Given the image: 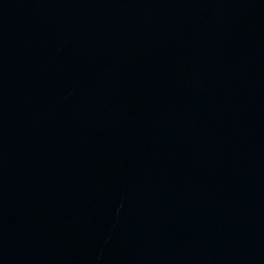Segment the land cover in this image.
I'll return each mask as SVG.
<instances>
[{
	"label": "water",
	"instance_id": "95a60500",
	"mask_svg": "<svg viewBox=\"0 0 264 264\" xmlns=\"http://www.w3.org/2000/svg\"><path fill=\"white\" fill-rule=\"evenodd\" d=\"M0 264H264V0H0Z\"/></svg>",
	"mask_w": 264,
	"mask_h": 264
}]
</instances>
